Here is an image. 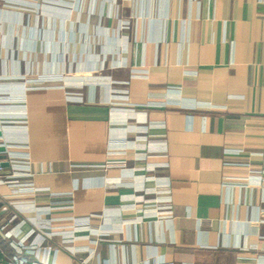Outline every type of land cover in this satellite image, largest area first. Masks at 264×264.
Returning a JSON list of instances; mask_svg holds the SVG:
<instances>
[{
    "label": "crops",
    "instance_id": "1",
    "mask_svg": "<svg viewBox=\"0 0 264 264\" xmlns=\"http://www.w3.org/2000/svg\"><path fill=\"white\" fill-rule=\"evenodd\" d=\"M17 1L0 264H264V0Z\"/></svg>",
    "mask_w": 264,
    "mask_h": 264
},
{
    "label": "built area",
    "instance_id": "2",
    "mask_svg": "<svg viewBox=\"0 0 264 264\" xmlns=\"http://www.w3.org/2000/svg\"><path fill=\"white\" fill-rule=\"evenodd\" d=\"M8 3L15 4L17 0H7ZM14 1V3L12 2ZM18 2V1H17ZM1 171V169H0ZM22 176L20 173H17L14 176H8L6 179L0 177V182L11 184L13 188H15V191L17 192L16 194H22V193H32L34 191V188L31 184H26V183H21L16 177ZM15 177V178H14ZM82 224L83 221L81 222ZM16 264H24L25 260L24 259H17L16 258ZM37 264V263H35Z\"/></svg>",
    "mask_w": 264,
    "mask_h": 264
},
{
    "label": "water",
    "instance_id": "3",
    "mask_svg": "<svg viewBox=\"0 0 264 264\" xmlns=\"http://www.w3.org/2000/svg\"><path fill=\"white\" fill-rule=\"evenodd\" d=\"M0 150H3V148L0 147ZM1 159H3V157L0 156V166H7L8 163L5 161H2Z\"/></svg>",
    "mask_w": 264,
    "mask_h": 264
}]
</instances>
